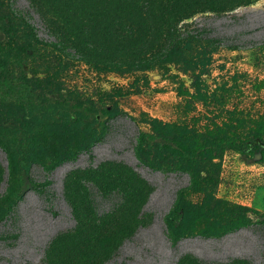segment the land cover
Returning <instances> with one entry per match:
<instances>
[{"label":"rangeland","instance_id":"374dc122","mask_svg":"<svg viewBox=\"0 0 264 264\" xmlns=\"http://www.w3.org/2000/svg\"><path fill=\"white\" fill-rule=\"evenodd\" d=\"M0 264H264V0H0Z\"/></svg>","mask_w":264,"mask_h":264},{"label":"trees","instance_id":"16d2710c","mask_svg":"<svg viewBox=\"0 0 264 264\" xmlns=\"http://www.w3.org/2000/svg\"><path fill=\"white\" fill-rule=\"evenodd\" d=\"M72 109L75 111L77 116L78 115L79 116H85L86 119H88V117L93 114L92 112L96 113L95 110L94 111L90 110V109L86 108L85 106H81V105H79L77 103L73 104ZM76 114H73V115H76ZM105 124H106V122H105ZM155 138H156L155 135L149 134V133H144V132H140L139 135H138L139 141L154 142L156 147L159 146L162 149L170 150L171 146L168 145L170 143L168 142L167 139H164L163 144H161V143L155 142ZM231 145L233 147H235L236 149L240 150L241 153H243V155H245L246 158L250 157L251 154L249 152H247V150H246L249 147V143L248 142H246V141L245 142H236V143H232ZM155 158H153V161H154ZM103 195L107 196L108 194L105 193ZM89 201H90V205L93 207V209L94 210H98L99 203L97 202V200H95L93 193L89 194ZM169 215H170V213L167 214V216H169Z\"/></svg>","mask_w":264,"mask_h":264}]
</instances>
